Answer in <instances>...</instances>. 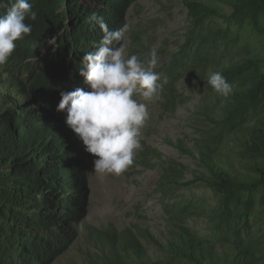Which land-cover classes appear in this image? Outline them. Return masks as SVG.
<instances>
[{
  "label": "trees",
  "instance_id": "obj_1",
  "mask_svg": "<svg viewBox=\"0 0 264 264\" xmlns=\"http://www.w3.org/2000/svg\"><path fill=\"white\" fill-rule=\"evenodd\" d=\"M137 1L32 0L37 18L25 21L31 34L16 41L0 65V264H55L83 229L101 253L96 264H264V0H184L185 41L159 71L162 114L173 115L187 103L178 89L185 78L202 86L212 105L199 108L210 126L193 149L166 141L196 158L201 171L186 180L187 167L160 162L164 239L155 242L146 230L85 227L91 170L82 141L66 125L67 113L56 111L55 95L103 35L92 14L117 30L127 25ZM11 2L0 0V14ZM223 7L232 12L226 15ZM52 39L55 50L48 48ZM214 71L233 85L229 97L207 83ZM155 154L160 156L142 150L143 166L155 169L148 159ZM200 183L216 202L209 209L204 199L178 193ZM203 215L213 223L211 236L190 225Z\"/></svg>",
  "mask_w": 264,
  "mask_h": 264
},
{
  "label": "rangeland",
  "instance_id": "obj_2",
  "mask_svg": "<svg viewBox=\"0 0 264 264\" xmlns=\"http://www.w3.org/2000/svg\"><path fill=\"white\" fill-rule=\"evenodd\" d=\"M225 14L232 11L223 7ZM188 11L184 0H138L130 9L127 16L128 31L124 46L126 55H137L142 61L149 59L148 53L153 49L158 56L155 71L159 73L170 61L171 55L178 51L185 41V34L189 28ZM224 23L223 19L219 20ZM136 34L140 39H136ZM178 89L187 99V103L178 111L166 116L162 114L160 103L163 102L159 95L148 104L149 119L141 129V150L136 151L134 163L120 175L107 174L94 171L93 161L97 159L86 152L87 165L89 166V208L88 216L84 220L86 228L107 229L114 226L119 231L137 229L148 231L154 241L163 240L166 233L165 214L161 206V193L159 191L160 174L158 168L161 161L174 160L187 167L186 180H192L197 171H201L196 158L183 155L175 147L166 144L167 140L177 143L183 141L193 149L194 140L199 137V132L210 125L204 122L200 115V106L212 105L210 100L204 99V88L194 80L183 79ZM137 99L142 98L138 95ZM212 100L218 101L214 96ZM47 137V132H45ZM85 149V148H84ZM155 150L160 153L149 155L150 163L156 168L143 166L140 158L142 150ZM178 193L194 195L205 200L207 209L215 205L212 192L200 184L182 186ZM190 225L203 236H211L213 223L204 215L195 217ZM86 229L81 231L73 247L55 264H96L93 261L100 255L98 246L95 248L87 239ZM261 233V229L258 231ZM150 252L156 254L158 249L148 241H144Z\"/></svg>",
  "mask_w": 264,
  "mask_h": 264
},
{
  "label": "clouds",
  "instance_id": "obj_3",
  "mask_svg": "<svg viewBox=\"0 0 264 264\" xmlns=\"http://www.w3.org/2000/svg\"><path fill=\"white\" fill-rule=\"evenodd\" d=\"M32 6V0H12L10 6L3 5L0 65L11 57L15 42L31 34L32 26L25 21L37 18ZM90 19L103 35L83 53L67 85L57 90L55 96L60 101L56 111L67 113L66 125L82 141L85 151L97 157L94 171L120 175L132 166L136 151L142 148L141 129L149 119L146 102L159 96L162 74L155 71L156 50L148 53L146 62L137 55H126L122 41L127 25L110 30L102 17L92 14ZM56 45L52 39L48 48L55 50ZM207 83L224 98L233 92V85L219 71L210 72Z\"/></svg>",
  "mask_w": 264,
  "mask_h": 264
},
{
  "label": "bare ground",
  "instance_id": "obj_4",
  "mask_svg": "<svg viewBox=\"0 0 264 264\" xmlns=\"http://www.w3.org/2000/svg\"><path fill=\"white\" fill-rule=\"evenodd\" d=\"M87 5H88V3H87ZM100 6H101V5H100ZM84 8H85V6H84ZM107 8H108V7H107ZM74 33H75V32H74ZM53 37H54V36H53ZM46 51H47V50H46ZM40 55H41V54H40ZM42 58H43V57H42ZM64 84H66V83H64ZM82 160H83V159H82ZM84 163H86V161H85ZM79 172H80V171H79ZM88 185H89V182H88ZM57 190H58V189H57ZM67 190H68V189H67ZM77 190H78V189H77ZM77 190H76V191H77ZM51 191H52V190H51ZM55 192H56V191H55ZM55 192H54V193H55ZM54 193H53V194H54ZM56 193H57V192H56ZM63 193H64V192H63ZM69 193H70V191H69ZM46 195H47V194H46ZM57 196H58V195H57ZM60 198H61V196H60ZM48 199H49V198H48ZM53 199H54V198H53ZM53 199H52V200H53ZM46 200H47V199H46ZM61 201H62V200H61ZM41 202H42V201H41ZM55 203H56V202H55ZM87 203H88V202H87ZM85 204H86V203H85ZM47 205H48V204H47ZM55 205H56V204H55ZM48 206H49V205H48ZM53 207H54V206H53ZM57 207H58V206H57ZM41 208H42V207H41ZM55 208H56V207H55ZM77 208H78V207H77ZM85 208H86V206H85ZM44 209H45V208H44ZM50 210H51V209H50ZM62 211H63V210H62ZM62 211H61V212H62ZM54 214H55V213H54ZM61 215H62V214H61ZM66 216H67V215H66ZM86 218H87V217H86ZM84 220H85V219H84ZM70 222H71V221H70ZM83 222H84V221H83ZM71 223H72V222H71ZM77 223H79V222H77ZM80 224H81V223H80ZM69 225H71V224H69ZM48 226H50V225H48ZM41 227H42V226H41ZM46 227H47V226H46ZM68 227H69V226H68ZM68 229H69V228H68ZM70 232H71V231H70ZM62 233H64V232H62ZM65 233H66V230H65ZM66 235H68V234H66ZM68 236H69V235H68ZM72 236H73V235H72ZM75 236H76V235H75ZM69 239H70V238H69ZM67 240H68V239H67Z\"/></svg>",
  "mask_w": 264,
  "mask_h": 264
}]
</instances>
